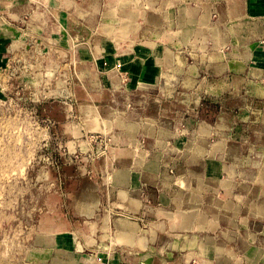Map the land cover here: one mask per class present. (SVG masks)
Instances as JSON below:
<instances>
[{"label":"crops","instance_id":"crops-1","mask_svg":"<svg viewBox=\"0 0 264 264\" xmlns=\"http://www.w3.org/2000/svg\"><path fill=\"white\" fill-rule=\"evenodd\" d=\"M130 1L118 8L132 14L131 42L100 39L92 53L101 72L114 70L102 88L114 98L87 103L74 119L61 97L57 120L62 137L112 135L114 148L129 151L119 163L114 153L111 165L104 162L100 182L79 180L67 212L49 202L32 241L35 264H263L257 252L264 239L257 235L264 238V0H148L142 14ZM71 6V0H0V91L9 59L21 58L29 42L60 43L59 56L67 55L65 47L79 40ZM120 15L107 33L121 29ZM48 82L38 90L52 89ZM203 98L233 103L238 120L261 128L233 130L223 109L212 120L185 117L182 106L198 109ZM107 107L114 108L110 115ZM136 143L144 161L134 163ZM120 164L135 170L136 182L132 175L120 181ZM104 185L112 187L110 208L98 190ZM120 215L128 219L117 221Z\"/></svg>","mask_w":264,"mask_h":264},{"label":"rangeland","instance_id":"rangeland-1","mask_svg":"<svg viewBox=\"0 0 264 264\" xmlns=\"http://www.w3.org/2000/svg\"><path fill=\"white\" fill-rule=\"evenodd\" d=\"M71 1L69 14L73 23V36H77L79 40L72 42L70 47H65L66 56H59L58 50H64L60 43L29 42L21 58L11 55L7 78L3 80L7 87L0 91V264H35L32 241L35 229L48 210L49 202L57 209L67 212L70 194L81 188L79 180L88 178L89 181L100 182L107 172L101 167L104 162L111 165L114 153L119 163L121 153L128 150L114 148L116 141L112 135L103 136L88 131L83 138L61 136L59 129L62 122L57 121L63 119L61 97H67V105L71 103L66 114L69 113L74 119L85 114L87 103L108 104L114 98L107 89L102 91V88H108L107 84L114 70L108 67L101 72L95 66L92 54L95 53V43L100 39L107 42L112 36L122 43L131 42L127 39L130 34L126 31L129 30L128 18L132 14L125 9L129 14L120 15L123 11L121 8L129 5L128 0ZM130 2L131 9L142 14L145 2L149 1ZM103 14L106 18L104 17L102 26L99 20ZM113 15H120V20L124 18L121 29L125 32L120 28L112 34L106 32L113 30L117 24ZM80 24L81 31L78 33L76 30ZM38 50L43 52L45 59L35 58L33 52ZM46 61L50 62L47 70L49 73L43 69ZM2 72L5 73V69ZM125 79L126 82L129 81L128 77ZM43 81H49L52 89L48 90L43 86L44 90H38ZM54 99L56 103L51 106ZM184 108L185 117L205 120L216 118L223 109L226 112L225 118L234 125L233 130L237 125L247 133L261 128L255 122L238 120L239 109L229 101L223 105L214 99L203 98L198 109L182 106L183 110ZM113 109L107 107L106 111L110 115ZM49 117L56 121L48 120ZM235 141L240 140L236 138ZM137 144L130 151L131 161L134 163L144 161L141 156L143 152ZM80 166L84 167L83 171ZM120 167L123 168L119 171L120 174L118 172L120 181L131 175L137 181L139 176L135 177V170H128L121 164ZM150 168L154 169L155 165ZM262 176L264 177V172ZM111 188L106 185L98 186L100 194L105 197L103 205L107 204L108 208L112 207L108 205L111 201L106 199L112 193ZM121 218L128 219L121 215L116 219L118 221ZM259 224H264V221L260 219ZM258 236L264 239L262 235ZM257 254L262 255L264 264V249L260 248ZM119 263L141 264L143 261L134 263L122 259L103 264Z\"/></svg>","mask_w":264,"mask_h":264},{"label":"built area","instance_id":"built-area-1","mask_svg":"<svg viewBox=\"0 0 264 264\" xmlns=\"http://www.w3.org/2000/svg\"><path fill=\"white\" fill-rule=\"evenodd\" d=\"M120 264V263H119ZM132 264V263H131Z\"/></svg>","mask_w":264,"mask_h":264},{"label":"bare ground","instance_id":"bare-ground-1","mask_svg":"<svg viewBox=\"0 0 264 264\" xmlns=\"http://www.w3.org/2000/svg\"><path fill=\"white\" fill-rule=\"evenodd\" d=\"M84 208V207H83Z\"/></svg>","mask_w":264,"mask_h":264}]
</instances>
